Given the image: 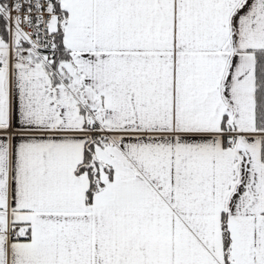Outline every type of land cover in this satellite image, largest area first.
<instances>
[{
    "label": "snow or ice",
    "instance_id": "snow-or-ice-1",
    "mask_svg": "<svg viewBox=\"0 0 264 264\" xmlns=\"http://www.w3.org/2000/svg\"><path fill=\"white\" fill-rule=\"evenodd\" d=\"M0 264H264V0H0Z\"/></svg>",
    "mask_w": 264,
    "mask_h": 264
}]
</instances>
